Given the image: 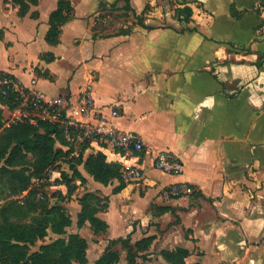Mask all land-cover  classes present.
Masks as SVG:
<instances>
[{
    "label": "crops",
    "instance_id": "1",
    "mask_svg": "<svg viewBox=\"0 0 264 264\" xmlns=\"http://www.w3.org/2000/svg\"><path fill=\"white\" fill-rule=\"evenodd\" d=\"M68 1L50 45L58 0H37L23 17L0 0V72L47 102L64 98L77 120L83 96L107 117L116 107L113 125L140 137L133 157L102 141L86 150L140 169L117 193V181L104 186L78 167L76 185L107 198L97 214L106 241L151 237L150 264H169L160 253L177 248L186 264H264V0ZM160 152L180 159V175L153 167ZM173 184L189 193L164 197Z\"/></svg>",
    "mask_w": 264,
    "mask_h": 264
},
{
    "label": "trees",
    "instance_id": "2",
    "mask_svg": "<svg viewBox=\"0 0 264 264\" xmlns=\"http://www.w3.org/2000/svg\"><path fill=\"white\" fill-rule=\"evenodd\" d=\"M11 3L18 8V15L23 17L31 6L37 4V0H11ZM71 14L70 2L58 0L57 7L48 19V44L56 45L59 42L61 27L70 19ZM180 14L184 16L183 20L188 21L191 10L184 8L178 11V16ZM32 16L35 17L36 14ZM4 76L12 77L0 72V77ZM0 104L12 111L18 108L21 99L18 94L7 91L5 95L0 94ZM86 147L87 145L83 147L75 165L69 167L73 176L68 178L67 175L60 174L65 179L66 194L59 193L58 199L51 204L40 201L36 194L46 184H40L32 190L30 186L33 180H48L45 176L47 171L70 158L72 150L68 148L64 134L56 123L37 119L34 125L26 117H21L7 125L0 110V191L8 197L0 206V264H87L88 242L78 234H70L67 239L60 237L41 245L37 251L30 252V247L43 240L49 231L62 236L66 233V228L71 226V216L60 203L76 189L75 185H70L71 180L84 182L78 165L83 163L85 171L99 184L107 186L117 181L118 185L113 188V193L126 186L122 179V165L107 162L102 152L88 154L81 161ZM26 192L22 200L12 198ZM106 200L107 198L101 199L92 192H85L78 201L80 209L76 215V227L80 230L88 223L94 235L104 234L107 225L97 214L106 206L103 203ZM129 238L109 240V247L94 264H118L120 254L112 249L117 243L127 249V264H138V259L148 260L147 252L152 238H143L134 243ZM160 254L169 264H186L184 259L188 252L177 248Z\"/></svg>",
    "mask_w": 264,
    "mask_h": 264
},
{
    "label": "built area",
    "instance_id": "3",
    "mask_svg": "<svg viewBox=\"0 0 264 264\" xmlns=\"http://www.w3.org/2000/svg\"><path fill=\"white\" fill-rule=\"evenodd\" d=\"M7 91L18 94L21 99V104L15 109L19 111V114L20 109L26 107L27 111H34V115L39 120L56 123L59 126L68 143V148L72 150L71 158L78 157L85 145H87L85 148L87 150L95 141L105 142L119 154L124 153L123 156L133 157L144 152L143 143L136 133L117 129L113 125V121L119 117V111L116 107L110 109L109 117H107L102 110L96 109L92 105L87 96H83L78 112L83 120H77L69 114L70 105L64 98L58 97L52 102H47L42 95L20 88L15 78L0 77V94L5 95ZM25 117L30 124H36L37 120L30 113H27ZM9 124L7 123V125ZM152 165L159 171L169 175H180L182 173L180 159L170 152H160L154 158ZM140 177V169L134 166H124L122 170L124 182L138 180ZM188 193L189 190L185 185L178 184L170 185L163 191L166 198L180 197Z\"/></svg>",
    "mask_w": 264,
    "mask_h": 264
},
{
    "label": "rangeland",
    "instance_id": "4",
    "mask_svg": "<svg viewBox=\"0 0 264 264\" xmlns=\"http://www.w3.org/2000/svg\"><path fill=\"white\" fill-rule=\"evenodd\" d=\"M113 9V8H112ZM110 11H115V9L110 10ZM108 15H110L112 18H114V13L109 12ZM116 15H120L119 13H116ZM116 19V18H115ZM20 114L17 113L16 115H12L11 113L15 112L14 110H8V112H6L5 117L6 119V123H11L13 120H19L22 118H25V115H27V113H30L32 115V117H34L35 120H37V116L34 115V111H27L26 107H22ZM57 147H59L57 145ZM89 152L88 151H84L83 152V159L81 161L84 160V158L86 157V155H88ZM121 154L123 155L124 153L121 152ZM81 155V154H80ZM80 155L78 157H73L74 159H71V157L66 158L64 161L59 162L57 165H55L53 169H50L49 171H47L46 173V177L48 180H38L35 179L33 180L30 189L33 190V188L37 187L40 184H46L45 188L41 191H39L36 194V197L38 200L40 201H46L48 204L53 203V201L58 199V194L62 193L63 195L66 194V187H65V179L60 176L61 173H63L64 175H67V177H72L73 173L71 170H69L70 165H75L76 163V159H78L80 157ZM77 167H82V170H85V167L83 166V163H81L80 165H78ZM124 169V166H122ZM63 171V172H62ZM81 173V172H80ZM76 181L79 182V180H71V184L70 185H75L76 189L75 191L71 194L70 197H67L66 200H64L62 203H60L63 207L64 210L67 214H69L71 216L72 219V224L70 227L66 228V233L62 236H58L53 234L52 232H48L47 236L43 239L40 240L38 242H36L34 245H32L30 247V252H34L37 251L39 249V247L43 244L46 243H50L60 237L67 239L68 236L70 234H78L80 235V232L78 231L79 229L76 227V215L79 211V208H77L76 204H78L79 199H81L84 195V191L78 187L76 185ZM126 183V182H125ZM127 184V183H126ZM45 193V194H43ZM26 193H24L23 195H19L17 197H12L13 199H18V200H22L24 195H26ZM8 200V197H6V195L4 193H2L0 191V206L4 203V201ZM88 232H84L82 231V236L84 239H86V241L88 242V248H87V264H94L95 263V259L98 257H100L102 255V253L104 252V250H106L109 247V241H106V236L104 234H99V235H94L91 231H89V226H86ZM95 236H98V239H102V241H104V244H100L101 245V249L96 246V244L98 243L99 240H95L97 239ZM101 237V238H100ZM131 243H133V241L131 240V238H129ZM150 248V247H149ZM112 249L117 250L120 254V262L118 264H127L126 262V255H127V249L123 248L121 246L120 243H117ZM102 253H99L100 251ZM153 253V252H152ZM100 254V255H99ZM147 255H150L149 253V249L147 252ZM97 258V259H98ZM140 258H142V256H140ZM153 257L150 258L148 257V260L146 259H138V264L144 263V264H150V262H153ZM72 264H77L75 262H73Z\"/></svg>",
    "mask_w": 264,
    "mask_h": 264
}]
</instances>
